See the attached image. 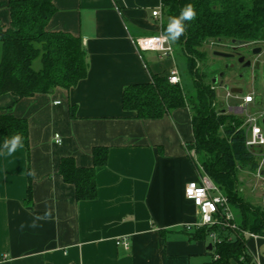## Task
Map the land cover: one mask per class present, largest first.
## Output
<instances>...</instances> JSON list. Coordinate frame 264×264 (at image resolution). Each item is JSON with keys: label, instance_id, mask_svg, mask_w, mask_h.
<instances>
[{"label": "crops", "instance_id": "obj_1", "mask_svg": "<svg viewBox=\"0 0 264 264\" xmlns=\"http://www.w3.org/2000/svg\"><path fill=\"white\" fill-rule=\"evenodd\" d=\"M164 1L55 0L47 30L82 39L88 75L70 90L16 103L11 94L0 97V114L27 120L30 137L29 151H0V264H211L213 239L194 240L186 229L199 214L185 188L208 178L189 149L190 109L137 119L122 104L127 87L178 69L174 45L170 57L135 46L163 33ZM10 22L8 1L0 0V25ZM96 147L108 149L107 164L96 169L98 196L78 201L59 166L73 158L93 167ZM46 212L51 219L28 226ZM246 239L252 264H264V236Z\"/></svg>", "mask_w": 264, "mask_h": 264}, {"label": "trees", "instance_id": "obj_2", "mask_svg": "<svg viewBox=\"0 0 264 264\" xmlns=\"http://www.w3.org/2000/svg\"><path fill=\"white\" fill-rule=\"evenodd\" d=\"M7 1L11 22L9 27L0 25V97L11 94L16 103L57 88L70 90L86 79L88 64L82 39L47 30L56 13L55 0ZM188 4L194 6L196 18L185 22L186 32L173 45L187 60L194 92L188 94L180 84H171L168 77L154 75L152 82L124 90L123 109L137 119H161L175 109H190L194 143L189 149L195 152V166L227 198L232 213L231 220L220 214L217 224L196 227L190 236L194 240L216 236L211 264H252L245 233L264 236V209L244 199L239 176L244 170H256L258 163L246 146L240 119L223 114L217 107L213 74H202L199 64H207L205 48L211 44L264 43V0H165L163 34L169 18L179 16ZM17 133L22 134L23 147L29 151L27 120L0 114V151L4 141ZM93 160L90 168L78 167L73 158L60 163L59 173L65 183L75 187L78 201L97 198L96 169L107 164L108 149L94 148ZM31 198L30 185L28 201Z\"/></svg>", "mask_w": 264, "mask_h": 264}, {"label": "rangeland", "instance_id": "obj_3", "mask_svg": "<svg viewBox=\"0 0 264 264\" xmlns=\"http://www.w3.org/2000/svg\"><path fill=\"white\" fill-rule=\"evenodd\" d=\"M228 47L224 45H208L205 50L208 52V62L205 66L199 64V68L202 74L211 75L214 72L219 71V69L223 66L224 62L227 61L225 58H221L218 56H214L213 52L215 51H225ZM176 58L178 61V70L180 73V85L184 88L185 92L191 94L194 92V81L191 74L188 71V63L186 58L182 55V53L177 49ZM261 58V57H260ZM241 67L237 63H235L234 69L232 72H229L226 79L222 80L220 83V87L217 86L216 91V105L220 110L224 111L226 115L235 116L239 118L241 121V128L248 130L249 128V118L253 117L257 119L258 124L263 128V109L257 107L252 104L249 106V110L247 113L241 114L236 111V108L243 102V97L253 95L251 88L245 90L242 95H235L234 98L228 99L226 97L227 92L224 90L225 85L232 86L234 84L239 85L240 82L237 80L238 70ZM250 77H252L253 71L247 70ZM264 79V74L260 72L259 78V87L263 90L262 81ZM210 80V76H209ZM208 80V81H209ZM207 82V81H206ZM222 105V107H220ZM230 108L233 111H230ZM220 134H223L222 129L220 130ZM253 152L256 161L258 163V167L256 170H244L239 176L240 182V193L244 197L246 201H248L251 205L260 207L264 209V148H252L249 149Z\"/></svg>", "mask_w": 264, "mask_h": 264}, {"label": "built area", "instance_id": "obj_4", "mask_svg": "<svg viewBox=\"0 0 264 264\" xmlns=\"http://www.w3.org/2000/svg\"><path fill=\"white\" fill-rule=\"evenodd\" d=\"M161 9L153 12L154 17L162 15ZM165 34L161 33L157 36H149L139 38L135 41V46L138 52H157L164 57H170L174 54L173 44L169 45L164 40ZM175 78V79H174ZM171 84H179L181 81L179 70L174 67L169 76ZM60 102H57L59 104ZM254 104V96L249 95L243 97V102L236 108L238 113L244 114L249 110V106ZM246 146L252 148H264V130L258 124L257 119L249 118V128L246 130ZM56 143H61V137L55 136ZM185 198L190 201L197 209L199 214V221L194 225H188V231L196 227L213 226L218 223V215L224 216L226 220L232 219V213L229 208V203L218 188L211 182L209 178H203L200 181H191L185 188ZM245 236L250 239L258 238L259 235L245 233ZM214 241L217 240L215 235H212ZM126 249H129L130 244L127 240L120 241Z\"/></svg>", "mask_w": 264, "mask_h": 264}, {"label": "flooded vegetation", "instance_id": "obj_5", "mask_svg": "<svg viewBox=\"0 0 264 264\" xmlns=\"http://www.w3.org/2000/svg\"><path fill=\"white\" fill-rule=\"evenodd\" d=\"M220 44L228 47L225 51L220 52L233 54L234 57L226 59L227 61L224 62L223 66L219 69V71L214 72L212 76V83L215 78H217V80L216 84H213V89L216 90L217 86L220 87V83H222L221 81L226 79L228 73L233 71L235 63H237L239 67H241L240 70H238L239 72L237 74V80L240 82V84H234L232 86L225 85L224 90L227 92L226 97L230 99L234 98L235 95L240 96L249 87L251 88L254 96V105L262 108L264 114V88L262 90L259 87L260 72L264 74V43H246L238 49H233L234 45L232 44V42H225ZM241 57H244L243 63H239V59ZM247 63H250L251 66L246 67ZM247 70L253 71L252 77L249 76ZM221 73H224L223 78L220 77ZM262 85L264 87V79L262 81ZM220 107H222V105H220ZM230 111H233V109L230 108ZM222 113L225 114V110L222 111Z\"/></svg>", "mask_w": 264, "mask_h": 264}, {"label": "clouds", "instance_id": "obj_6", "mask_svg": "<svg viewBox=\"0 0 264 264\" xmlns=\"http://www.w3.org/2000/svg\"><path fill=\"white\" fill-rule=\"evenodd\" d=\"M196 11L192 4L186 5L180 12L179 16L170 17L164 40L172 45L176 43L182 35L186 32V21H192L196 18ZM175 79V78H174ZM23 136L20 133L13 135L12 137L6 139L3 144V150H6L8 155L14 154L19 148L23 147ZM51 219V213L46 212L44 215H36L33 218V221L29 227L36 228L39 226L38 222L41 220ZM21 229L25 227L24 224H21Z\"/></svg>", "mask_w": 264, "mask_h": 264}, {"label": "water", "instance_id": "obj_7", "mask_svg": "<svg viewBox=\"0 0 264 264\" xmlns=\"http://www.w3.org/2000/svg\"><path fill=\"white\" fill-rule=\"evenodd\" d=\"M232 44L234 45L233 49H238L239 47L244 45L243 42H239V41H233ZM213 54H214V56H218V57L225 58V59H230V58L234 57L233 54L226 53V52H220V51H215V52H213ZM243 62H244V57H241L239 59V63H243ZM250 66H251L250 63L246 64V67H250ZM220 77L223 78L224 77V73H221ZM216 80H217V78L214 79L213 84H216ZM262 123L264 125V120L262 121ZM210 249H212V246H210Z\"/></svg>", "mask_w": 264, "mask_h": 264}]
</instances>
